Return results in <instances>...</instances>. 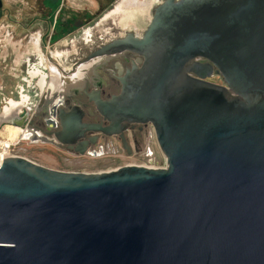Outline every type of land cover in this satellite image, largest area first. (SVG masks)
Segmentation results:
<instances>
[{
    "label": "water",
    "instance_id": "95a60500",
    "mask_svg": "<svg viewBox=\"0 0 264 264\" xmlns=\"http://www.w3.org/2000/svg\"><path fill=\"white\" fill-rule=\"evenodd\" d=\"M123 50L142 58L93 129L150 122L166 166L4 158L0 264H264V0H161L142 34L89 58ZM70 122L66 138L84 126Z\"/></svg>",
    "mask_w": 264,
    "mask_h": 264
},
{
    "label": "flooded vegetation",
    "instance_id": "af4514ba",
    "mask_svg": "<svg viewBox=\"0 0 264 264\" xmlns=\"http://www.w3.org/2000/svg\"><path fill=\"white\" fill-rule=\"evenodd\" d=\"M117 5H120V0L102 16L101 20H105L114 15L124 17L127 14L125 9L115 12ZM99 16L97 15L87 20V23L95 20ZM54 21L52 30L48 34L45 32L41 33L40 28H38L37 31L40 32L38 33V45L41 44L43 37L44 42H47L43 47L55 45L58 40L56 33L60 32V29L65 28L64 30H67V33H71L80 24L78 23L79 19L75 18L71 22L62 20L59 14H56ZM57 25L58 28L56 29ZM127 32L140 35L143 31L140 34L130 30ZM127 32L121 36H115L107 40L100 38L102 41L99 45L86 54L82 61L84 63L80 62L76 72L70 78L72 81L70 84L61 82L60 77L62 74L55 66L49 67L55 69L57 76H54L50 72L49 67L47 73L39 69H26V76L31 81L36 79L35 85L39 89L38 92L35 91L34 93V102H30L28 98L21 96L20 93L17 99H8L5 101L6 104L0 108V125L10 124L18 126L21 130V138L31 142L49 144L75 155L101 156L107 150L106 148L111 138L118 143L121 150L127 155L133 152H139V141L142 135L148 128H153L150 122L135 123L123 120L120 123L122 127L121 131L111 135L93 129V127H107L111 124V121L106 119L98 110L96 101L106 102L112 96L118 95L121 92L119 77L125 73L127 68H131L134 63L139 65L138 60L142 57L131 50L113 52L110 55L100 57L89 58V56L101 46L124 37ZM84 34L89 36V28L84 29ZM26 38L27 34L24 33L19 37V42H23V39ZM30 60L31 58L26 57L24 60L25 64L29 65ZM195 61L204 63L206 60L203 58H195ZM212 76H216V74H212L208 79ZM23 80L27 81V77H24ZM69 120H71V124H82L84 126L77 129L74 133L75 135L72 134L66 138L62 135V124H66ZM87 125L91 127L88 128L86 127ZM61 139L70 141L62 142ZM110 144H112V141Z\"/></svg>",
    "mask_w": 264,
    "mask_h": 264
},
{
    "label": "rangeland",
    "instance_id": "374dc122",
    "mask_svg": "<svg viewBox=\"0 0 264 264\" xmlns=\"http://www.w3.org/2000/svg\"><path fill=\"white\" fill-rule=\"evenodd\" d=\"M118 1L115 0L108 10L112 9ZM160 1L151 0L145 6V8L149 7L143 11L145 8L140 9L132 0H120L121 9H125L127 13L124 17L114 15L101 20L108 11L106 10L82 29L74 30L71 33L60 29V32L56 33V38H64L61 39V42L58 41L55 45L48 47H43L47 44L44 42V37L41 39V44L38 45V33L33 32H29L27 38L23 39V42H19V37L24 34L23 23L26 19L18 12L15 14L7 13L6 16L5 13H0V108L6 104L5 101L8 99H17L20 95L28 98L30 102H34V93L35 91L38 92L39 89L35 85L36 79L31 81L26 76V69H39L47 73L49 66H55L62 74L61 82L70 84L72 82L70 78L76 72L80 62L83 61L89 51L99 45L102 41L100 38L107 40L121 36L129 30L140 34L148 24L153 8ZM46 2L52 6L55 5L50 0ZM86 28H89V36L84 34ZM11 36L13 37L11 38ZM26 57L31 58L29 65L25 64ZM24 77H27V81L23 80ZM208 80L223 84L221 76H212ZM3 125L5 124L0 125V131ZM0 140H5L1 132ZM111 141L112 144H110ZM109 145L104 154L93 157L75 155L49 144L19 138V142L14 146V151L19 156L50 168L89 173L110 171L129 164L142 165L148 168L166 166L165 157L157 143L153 128H148L142 135L139 141V152L127 155L112 138L109 140Z\"/></svg>",
    "mask_w": 264,
    "mask_h": 264
},
{
    "label": "crops",
    "instance_id": "0c3cea01",
    "mask_svg": "<svg viewBox=\"0 0 264 264\" xmlns=\"http://www.w3.org/2000/svg\"><path fill=\"white\" fill-rule=\"evenodd\" d=\"M46 1L47 0H1L2 6L0 7V13H5L4 15L6 16L7 13L15 14L18 12L26 19L23 23V31L27 35L29 32H45L48 34L52 30L56 14H59L62 20H68L70 22L74 18L79 19L78 23L80 24L74 29L78 30L86 26L87 20L103 14L110 8L113 2H115V0H50L55 3V5L52 6ZM119 10H121V4L117 11ZM38 28H40V32L37 31ZM64 29L65 28L61 30ZM63 38L64 37L59 38L57 42H61ZM49 68L50 72L54 73V68Z\"/></svg>",
    "mask_w": 264,
    "mask_h": 264
},
{
    "label": "bare ground",
    "instance_id": "6f19581e",
    "mask_svg": "<svg viewBox=\"0 0 264 264\" xmlns=\"http://www.w3.org/2000/svg\"><path fill=\"white\" fill-rule=\"evenodd\" d=\"M132 1L135 2V4H137V7L142 9V8H145V6H147L150 3L151 0H132ZM119 7H120V5H117L115 7V12L119 9ZM53 70H54V73H53L54 76H57L56 75L57 73H56L55 69H53ZM0 132H1L2 135H4V138H5V140H0V145H1V144H4V143L17 142L19 140V138H20L21 130L18 128V126L9 124V125L3 126ZM1 157H3V156L0 155V159H1Z\"/></svg>",
    "mask_w": 264,
    "mask_h": 264
},
{
    "label": "built area",
    "instance_id": "2783aa9c",
    "mask_svg": "<svg viewBox=\"0 0 264 264\" xmlns=\"http://www.w3.org/2000/svg\"><path fill=\"white\" fill-rule=\"evenodd\" d=\"M20 138H21V134H20ZM19 142V140L17 142L14 143H4L0 145V155L3 156L0 159V164L2 163V160L4 158L7 157H14V156H19L15 153L14 151V146L15 144H17ZM22 157V156H21Z\"/></svg>",
    "mask_w": 264,
    "mask_h": 264
}]
</instances>
